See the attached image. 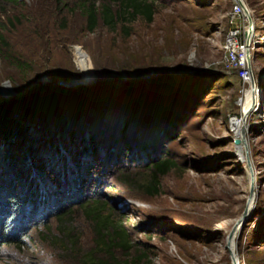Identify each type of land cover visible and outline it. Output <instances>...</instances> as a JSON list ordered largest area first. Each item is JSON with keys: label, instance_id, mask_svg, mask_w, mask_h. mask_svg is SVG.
Masks as SVG:
<instances>
[{"label": "rangeland", "instance_id": "obj_1", "mask_svg": "<svg viewBox=\"0 0 264 264\" xmlns=\"http://www.w3.org/2000/svg\"><path fill=\"white\" fill-rule=\"evenodd\" d=\"M62 1L68 3L65 10L59 9L56 0H18V4L0 6V21L7 23L2 31L11 52L29 67L25 72L5 67L0 58V90L11 89L14 95L15 87L29 83L66 85L64 90L99 86L104 91L100 97L106 102L104 97L110 91L105 86L115 85L116 92L122 94L121 85L132 82L127 80L144 78L141 84L128 86L145 93L138 94L143 99L151 93L175 97L182 91L180 105L187 122L179 137L169 143L177 168L161 179V192L149 196L135 185L126 188L120 182L124 178L120 170H113L108 177L105 174L106 179L103 175L106 183L95 189L104 193L99 197L125 214L133 240L147 244L150 257L142 264H232L225 248L226 235L247 204L250 180L244 149L233 142L238 136L233 128L238 120L229 119L241 115L244 108L238 100L239 79L223 72L213 74L211 63L225 54L227 14L234 0H155L153 21L137 19L129 24L127 33L120 26L111 30L102 25L89 32L82 13L75 9L79 0ZM241 1L257 35L263 34L264 0ZM79 50L85 55L88 78L79 66ZM252 55L254 78L263 100L264 44ZM71 93L63 91L62 100H75ZM126 94L136 100L132 90L127 89ZM166 99L172 103L169 96ZM95 101L89 100L87 106L101 108ZM126 101L131 105L133 99ZM123 102L124 97L117 109ZM148 109V104L143 107L145 112ZM262 118L247 115L246 139L253 169L263 175ZM257 176L255 190L259 188ZM260 220L250 209L236 231L233 247L238 264L264 259V243L251 241ZM49 224V232L42 226L32 229L20 247L4 245L0 264H79L77 257L62 250L51 236L56 233V219L51 218ZM66 224L75 228L77 246L84 250L93 246L90 223L78 207H73Z\"/></svg>", "mask_w": 264, "mask_h": 264}, {"label": "trees", "instance_id": "obj_2", "mask_svg": "<svg viewBox=\"0 0 264 264\" xmlns=\"http://www.w3.org/2000/svg\"><path fill=\"white\" fill-rule=\"evenodd\" d=\"M56 1L59 9L68 8L66 1ZM6 3L18 4V0H0L1 7ZM155 3L79 0L75 9L82 13L89 32L102 25L111 30L120 26L127 33L129 24L137 19L153 21ZM7 22L13 24L12 19ZM6 25L0 21V58L5 67L25 72L28 63L12 54L2 31ZM143 80H127L132 82L121 85L122 94L116 92L115 85L105 86L110 91L104 97L106 102L100 97L103 90L99 86L64 90L66 85L29 83L15 87L14 95L0 94V249L4 245L20 247L39 226L49 232V220L55 218L56 233L51 236L62 250L77 257L79 264H142L149 259L147 244L133 240L125 214L99 197L104 193L95 189L106 183L103 175L106 179L105 174L108 177L113 170H120L124 176L120 182L126 188L135 185L138 191L155 196L161 192V179L177 168L168 146L187 122L180 105L183 92L175 97L151 93L143 99L138 94L145 93L128 87ZM127 89L136 93V100L125 95ZM63 91H73L70 96L75 100L63 101ZM123 97L125 102L117 109ZM128 98L133 99L131 105L126 104ZM94 99L101 108L87 106ZM75 206L94 235L88 250L77 246L75 228L66 224ZM256 216L261 218L260 227L251 241L261 245L264 214ZM251 264H264V259Z\"/></svg>", "mask_w": 264, "mask_h": 264}, {"label": "built area", "instance_id": "obj_3", "mask_svg": "<svg viewBox=\"0 0 264 264\" xmlns=\"http://www.w3.org/2000/svg\"><path fill=\"white\" fill-rule=\"evenodd\" d=\"M227 22L228 27L224 33L225 54L221 59L212 61L211 69L217 72L232 74L239 79L240 86L238 92L240 96L238 100L239 103L243 104L244 108L247 102L248 91L252 93L249 82L250 76L247 57L249 55L253 73L254 59L252 57V51L262 43L264 44V33L259 36L257 35L254 22L252 24L248 23L242 4L237 0H234L232 8L227 14ZM248 109V114L256 116L257 120H263L264 99H261L260 87L257 83H255L254 97L251 99V104ZM254 174L258 175L259 184L257 186L259 188L255 190L254 186L250 209L257 214H264V174L262 175L261 170H254Z\"/></svg>", "mask_w": 264, "mask_h": 264}, {"label": "water", "instance_id": "obj_4", "mask_svg": "<svg viewBox=\"0 0 264 264\" xmlns=\"http://www.w3.org/2000/svg\"><path fill=\"white\" fill-rule=\"evenodd\" d=\"M239 3L242 4L243 10L246 14L247 20L249 24H252L253 20L251 18V15L248 11V9L246 8V6L242 3L241 0H237ZM248 71H249V76H250V88L252 91V98L254 97V90H255V83H257L254 80L253 77V73H252V69H251V65H250V61H249V55H248ZM258 85V84H257ZM1 95L7 94L8 96H11L12 91L11 89H9V91H5V89L0 90ZM249 112V109H248ZM244 123V122H243ZM238 136L236 138L233 139V142L236 145L242 146V148L244 149V159L246 161V165L248 167V172H249V180H250V186H249V196L247 199V204L241 214V216L235 221V223L233 224L232 228L230 229V231L228 232V234L226 235V243H225V248L228 250V253L230 255L232 264H238V260L236 258V255L234 253V247H233V242H234V237L236 235V231L238 230V228L247 220L248 215H249V211H250V206H251V200L253 197V193H254V185H255V174H254V169L251 163L250 158L248 157V143H247V139H246V125H242L240 128V132L239 134H237Z\"/></svg>", "mask_w": 264, "mask_h": 264}, {"label": "bare ground", "instance_id": "obj_5", "mask_svg": "<svg viewBox=\"0 0 264 264\" xmlns=\"http://www.w3.org/2000/svg\"><path fill=\"white\" fill-rule=\"evenodd\" d=\"M77 56H78V62H79V66H80V69L84 72V76L86 77V78H88V76H89V74H88V72H87V68H86V66H85V64H86V62H85V55H84V53L81 51V50H79V51H77ZM251 99H252V93L250 92V91H248V94H247V102H246V104H245V106H244V111H243V113L241 114V115H232V116H230V119H229V122H230V120H231V118H235L236 120H238V124H235L234 125V127L233 128H235V130H236V132H235V130H234V132L236 133V134H239V132H240V128H241V126L244 124V125H246V121H247V115H248V108L250 107V104H251ZM244 122V123H243ZM232 130V129H231ZM238 151H239V155H241V156H243V154L241 153V151H240V148L238 147ZM233 244V243H232Z\"/></svg>", "mask_w": 264, "mask_h": 264}]
</instances>
